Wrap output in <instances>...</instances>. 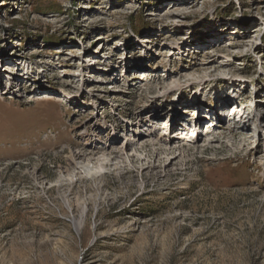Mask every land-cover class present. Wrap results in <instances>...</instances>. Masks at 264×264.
<instances>
[{"label":"rangeland","instance_id":"374dc122","mask_svg":"<svg viewBox=\"0 0 264 264\" xmlns=\"http://www.w3.org/2000/svg\"><path fill=\"white\" fill-rule=\"evenodd\" d=\"M0 264H264V0H0Z\"/></svg>","mask_w":264,"mask_h":264},{"label":"bare ground","instance_id":"6f19581e","mask_svg":"<svg viewBox=\"0 0 264 264\" xmlns=\"http://www.w3.org/2000/svg\"><path fill=\"white\" fill-rule=\"evenodd\" d=\"M213 62H216L217 63V65H215V66H211V68L209 69L210 70V74H215L216 73V76H215V81H216V83H220V84H224V85H229V82L227 81V77H225L224 75H222V74H219V73H217V69L218 68H220L221 66H223L224 64H222V63H220L219 61H218V58H216L215 60H213ZM12 68V67H11ZM9 71V70H8ZM207 83H209L208 81H205L202 85H206ZM193 85L194 84H189V83H186V84H181L180 82H176L175 84H174V87L172 86L171 87V94L172 93H176V92H180L181 93V96H185V95H188V93L192 90V88H193ZM246 87L244 86V89H245ZM244 91H246V90H244ZM225 90H223V92L222 91H220L219 93H221L220 94V96H217V98H216V102L219 100V103H221V102H223L224 101V99H223V96H224V94H225ZM243 94H245V92H243ZM246 95V94H245ZM234 96H236V95H234ZM241 96V95H240ZM230 97H231V95H230ZM241 98V97H240ZM247 98V96H245L244 97V99H246ZM228 101H231V99L230 100H228ZM178 101H176V103H177ZM225 103H227V102H225ZM236 104H237V102H236ZM193 106H196V107H200L201 105H198V102H195V103H193L192 104ZM225 104H222L221 105V108L224 106ZM221 108H218V110L220 111L221 110ZM258 109V108H257ZM240 110H242V109H240ZM145 114H147L148 113V115L147 116H150V113H151V117H153V116H157V115H159V113L158 112H156V113H152L151 112V110L148 108L147 110H145V112H144ZM247 114H245V111H243L242 110V115H241V119L243 120V125L242 126H245V125H247V124H249V123H251V121L252 120H254V118H255V114H250V118H248L247 120H245L243 117H245ZM146 116V115H145ZM204 117V116H203ZM142 120V119H141ZM135 125H137V124H135ZM177 137H180V136H176V138ZM185 139V138H184ZM158 141H155V140H153V141H151V142H149V144H152V145H156V144H158L157 143ZM149 144H147V145H149ZM146 145V146H147ZM143 147H145V145H143ZM102 149H104V148H102ZM97 150V149H96ZM96 150L95 151H92V152H89L88 154H86V152H80V153H72L70 156H69V158H68V160H69V162H70V164H75L76 162H77V160L78 159H80V158H84L85 160H87V161H89V162H91V161H93L95 158H96V156H97V154L98 153H100V151L101 150H98L97 152H96ZM110 164V163H109ZM108 164V165H109Z\"/></svg>","mask_w":264,"mask_h":264}]
</instances>
